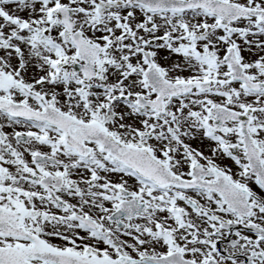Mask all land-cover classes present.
Returning a JSON list of instances; mask_svg holds the SVG:
<instances>
[{"label": "snow or ice", "instance_id": "snow-or-ice-1", "mask_svg": "<svg viewBox=\"0 0 264 264\" xmlns=\"http://www.w3.org/2000/svg\"><path fill=\"white\" fill-rule=\"evenodd\" d=\"M0 264H264V0H0Z\"/></svg>", "mask_w": 264, "mask_h": 264}]
</instances>
